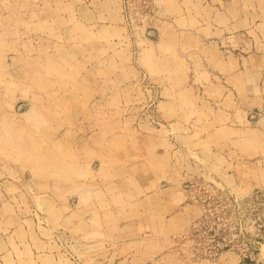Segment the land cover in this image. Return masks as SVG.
Masks as SVG:
<instances>
[{
	"label": "rangeland",
	"instance_id": "rangeland-1",
	"mask_svg": "<svg viewBox=\"0 0 264 264\" xmlns=\"http://www.w3.org/2000/svg\"><path fill=\"white\" fill-rule=\"evenodd\" d=\"M161 20L177 19L158 0H0L8 264H264V133H238L215 84L195 81L190 43L180 58L158 48ZM183 83L200 89L174 94ZM175 95L179 107L165 102ZM152 151L171 152L157 160L178 162L179 188H140L127 173L132 161L157 171ZM169 191L188 215L161 233ZM128 217L154 233L120 241Z\"/></svg>",
	"mask_w": 264,
	"mask_h": 264
},
{
	"label": "crops",
	"instance_id": "crops-1",
	"mask_svg": "<svg viewBox=\"0 0 264 264\" xmlns=\"http://www.w3.org/2000/svg\"><path fill=\"white\" fill-rule=\"evenodd\" d=\"M158 3L162 13L177 19L173 25L167 20L160 21L161 40L157 42L158 48L163 49L164 54L171 52L180 58L178 45L190 43L191 46L185 49L194 60L191 66L195 81L205 77L207 83L200 85L215 84L221 92L218 98L224 108H227L223 111L225 116L229 115L230 121L237 120V123L232 124H240L239 127L233 128L241 134H259L261 140L264 133V0H158ZM179 35L188 36L190 40L179 39ZM152 48L150 51H154L156 46ZM199 87L194 84L188 87L183 83L175 88L173 93L190 92L189 96L193 97ZM175 97L176 95L165 102L169 106L179 107ZM237 105L247 109L244 112L247 116L239 118L235 112L233 114L232 109H236ZM151 140H154V137ZM145 151L142 149L141 156L145 155ZM146 155L153 156L160 168L157 171L141 168L143 163L134 164L135 161H132L133 166L137 165V170L133 172L128 168L127 173L132 174L138 186L156 189L169 181L175 183L174 188H179L177 184L181 181L182 171L175 168L178 162L173 161L172 166L171 160L166 164L157 160V156H171V152L162 155L152 151ZM158 173L162 174L156 175ZM182 193H164L165 198L158 207V211L164 214L158 217L165 221L162 227H157L161 233H171L185 225L188 214ZM151 218L153 216L148 220ZM148 220L128 217L118 231L120 241L127 243L135 241L138 237L153 234L149 229ZM3 227L4 223H1L0 242L5 243L0 245V264H8L12 257L16 260V253L14 247L8 244L11 233L7 234Z\"/></svg>",
	"mask_w": 264,
	"mask_h": 264
}]
</instances>
